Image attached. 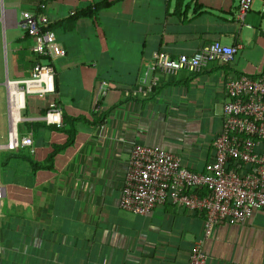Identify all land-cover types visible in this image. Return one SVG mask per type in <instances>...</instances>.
<instances>
[{
  "label": "crops",
  "instance_id": "obj_1",
  "mask_svg": "<svg viewBox=\"0 0 264 264\" xmlns=\"http://www.w3.org/2000/svg\"><path fill=\"white\" fill-rule=\"evenodd\" d=\"M41 3L67 55L53 61L56 95L27 97L30 107L26 100L17 129L34 145L17 151L44 163L54 146L68 141L42 120L52 100L64 121L88 122L74 123L73 144L50 170L15 160L0 172V264H188L204 235V214L172 204L148 216L120 207L132 146L163 147L193 172L213 161L228 76L256 78L264 71L258 45L264 31L251 29L263 27L262 3L241 20L240 0H0V64L5 59L12 75L6 88L30 78L39 60L19 12ZM216 41L240 46L232 63L182 71L146 100L125 98L155 52L192 55ZM103 81L110 89L95 108ZM6 145L0 153L9 152ZM204 250L207 264H264V209L243 224L217 226Z\"/></svg>",
  "mask_w": 264,
  "mask_h": 264
},
{
  "label": "built area",
  "instance_id": "obj_2",
  "mask_svg": "<svg viewBox=\"0 0 264 264\" xmlns=\"http://www.w3.org/2000/svg\"><path fill=\"white\" fill-rule=\"evenodd\" d=\"M257 1L262 3L264 15V0H240L241 20ZM44 9L41 3L35 11L25 10L20 15L19 24L32 39L31 51L39 61L34 64L30 78L7 82L10 131L6 149L9 151L33 148L32 136H19L21 112L26 108L27 97L48 99L56 95L53 61L67 55L50 28L49 19L39 13ZM239 49L238 45L227 46L216 41L192 55L172 57L157 51L146 65L140 85L125 90L124 96L146 100L162 80L182 71L200 73L213 62L232 63ZM109 89L108 82H101L95 108L98 99L104 98ZM225 92L223 126L213 144L214 159L202 172L184 167L178 155L163 147L133 143L124 181L120 207L125 211L148 216L157 207L172 204L204 214V235L194 244L188 264L208 263L204 245L217 226L243 224L264 209V71L256 78L245 74L228 76ZM42 120L47 126L64 127L63 110L56 100L49 102Z\"/></svg>",
  "mask_w": 264,
  "mask_h": 264
},
{
  "label": "trees",
  "instance_id": "obj_3",
  "mask_svg": "<svg viewBox=\"0 0 264 264\" xmlns=\"http://www.w3.org/2000/svg\"><path fill=\"white\" fill-rule=\"evenodd\" d=\"M39 13L43 14L42 10H40ZM89 15H91V13ZM76 18H79V16H77ZM50 28H52V27H50ZM83 120L85 122H88L85 118H76V119H71L70 121H68V120L64 121V127L59 129V130L68 136V141L63 145L54 146L53 151L48 155V158L46 159V161L44 163H39V162L35 161L33 158L26 156L25 152H23V150L0 153V172L2 173V171H4V169L6 167H8L12 161H15V160H20V161H24V162L29 163L34 171L41 170V169L50 170L51 166L53 165V161H54L55 157L61 151H63L64 149H66L67 147H69L73 144V139L75 136V125H74V123L80 122ZM26 125L29 128H32V125H33V128H35L36 126L39 128L46 127L45 124H31V125L26 124Z\"/></svg>",
  "mask_w": 264,
  "mask_h": 264
},
{
  "label": "rangeland",
  "instance_id": "obj_4",
  "mask_svg": "<svg viewBox=\"0 0 264 264\" xmlns=\"http://www.w3.org/2000/svg\"><path fill=\"white\" fill-rule=\"evenodd\" d=\"M261 7L260 2H255L252 8L254 13H258ZM19 12V16H20ZM264 22V21H263ZM248 22H242L243 30L246 32L249 30ZM252 32H257L258 34L263 30L264 31V23L262 29L260 27H252ZM260 49L264 48V39L258 44ZM4 48V47H3ZM12 79L11 72L9 70V65L6 66L5 59L3 63L0 64V145L8 143V133L10 131V121H9V107H8V96H7V88L4 85L7 79V76ZM28 107H30V98H27Z\"/></svg>",
  "mask_w": 264,
  "mask_h": 264
},
{
  "label": "bare ground",
  "instance_id": "obj_5",
  "mask_svg": "<svg viewBox=\"0 0 264 264\" xmlns=\"http://www.w3.org/2000/svg\"><path fill=\"white\" fill-rule=\"evenodd\" d=\"M17 92L15 91V94H16Z\"/></svg>",
  "mask_w": 264,
  "mask_h": 264
}]
</instances>
